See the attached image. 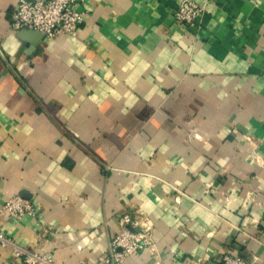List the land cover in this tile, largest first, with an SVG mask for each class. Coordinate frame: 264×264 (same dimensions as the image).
Listing matches in <instances>:
<instances>
[{"label": "crops", "instance_id": "0c3cea01", "mask_svg": "<svg viewBox=\"0 0 264 264\" xmlns=\"http://www.w3.org/2000/svg\"><path fill=\"white\" fill-rule=\"evenodd\" d=\"M181 1L77 0L75 33L31 44L0 0L1 234L97 264L128 213L151 245L122 264H264V0H194L197 27Z\"/></svg>", "mask_w": 264, "mask_h": 264}, {"label": "built area", "instance_id": "2783aa9c", "mask_svg": "<svg viewBox=\"0 0 264 264\" xmlns=\"http://www.w3.org/2000/svg\"><path fill=\"white\" fill-rule=\"evenodd\" d=\"M76 2L77 0H18L13 12L12 29L38 31L50 39L73 34L84 22L86 15L75 8ZM204 10V5L194 0H182L174 17L177 23L197 27ZM2 210L14 219L37 213L31 200L17 195L7 201ZM119 223V233L110 240L108 251L99 257L97 264H122L132 254L151 245V225H139L128 213L119 218ZM137 226L141 228L137 229ZM0 245L10 248L13 257L24 264H55L51 256L22 247L1 233ZM220 259L223 264H248L244 257L229 252L223 253Z\"/></svg>", "mask_w": 264, "mask_h": 264}, {"label": "water", "instance_id": "95a60500", "mask_svg": "<svg viewBox=\"0 0 264 264\" xmlns=\"http://www.w3.org/2000/svg\"><path fill=\"white\" fill-rule=\"evenodd\" d=\"M20 32L21 36L31 44H34L40 38H44V34L38 31L22 29Z\"/></svg>", "mask_w": 264, "mask_h": 264}]
</instances>
